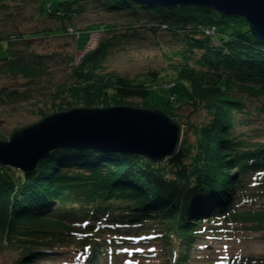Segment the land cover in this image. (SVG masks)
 <instances>
[{"label": "trees", "instance_id": "1", "mask_svg": "<svg viewBox=\"0 0 264 264\" xmlns=\"http://www.w3.org/2000/svg\"><path fill=\"white\" fill-rule=\"evenodd\" d=\"M24 1L0 0V13ZM38 1L41 17L70 19L88 0ZM90 2L137 15L145 11L154 14L155 23L167 24V31L183 40L174 53L179 58L173 56L168 67L174 78L189 85L182 103L203 109L209 120L191 124L193 141L183 138L177 155L160 165L112 152L60 150L29 175L0 167V254L8 250L16 254L10 264H37L47 251L75 243L90 250L88 260H93L92 250L104 244L96 237L132 230L133 234H153V240L168 248L164 264H184L194 240L206 237L217 225L239 224L238 231L260 233L264 238V142L240 139L233 132L235 113L243 109L238 94L264 98V46L247 22L206 8H151L133 0ZM217 25L235 29L216 42L212 37ZM94 26L76 36L68 35L67 27L63 30L80 49ZM204 27L215 30L206 35ZM40 33L52 35L48 30ZM26 38L17 30L0 35V42L8 46L0 58V75L33 80L47 72L43 58L48 55H25L12 48L25 44ZM105 49V44H99L83 54L72 68L70 84L49 94L48 110L35 105L30 113L41 118L74 107L131 105L127 99L140 98L142 103L134 106L160 108L179 122L180 106L170 100L152 103L148 99L157 78L136 82L104 71ZM23 93L3 90L0 103L25 101ZM258 111L264 114V105ZM231 262L264 264V254L259 261L245 257Z\"/></svg>", "mask_w": 264, "mask_h": 264}, {"label": "rangeland", "instance_id": "2", "mask_svg": "<svg viewBox=\"0 0 264 264\" xmlns=\"http://www.w3.org/2000/svg\"><path fill=\"white\" fill-rule=\"evenodd\" d=\"M132 12L134 11L107 10L99 2L91 3L90 0L86 1L83 9L70 19L41 17L38 0H25L20 7H14L11 4L4 12H1L0 35L16 30L27 35L25 44H15L12 48L20 49L25 55H48L43 58L48 70L33 80L25 79L20 75H0V97L3 90L7 92L15 90L21 94L26 92V94L23 93L26 95L25 101L9 99L4 104L0 103V136L6 138L14 127L40 119L37 115H32L29 110L35 105L48 110L51 105L49 94L56 92L58 87L70 84L72 68L78 64L83 54L93 51L99 44H105L104 71L114 72L136 82L141 79L146 81L147 78L149 80L157 78L148 99L156 103L169 100L172 96L174 106H180L177 113L182 126L181 141L186 138L187 142H192L194 136L189 126L207 122L209 115L203 109L196 110L191 104L182 103L186 94L189 93V85L174 78L168 69L173 56L176 59L179 58L174 53L183 45V40L167 31L168 27L164 22L155 23L157 18L154 14L139 12L137 15ZM97 24L104 27L99 28ZM92 25L95 26L89 28L91 32L88 40L80 49L75 47V39L65 35L63 30L70 27L81 32ZM234 29V26L225 28L224 25H217L212 38L218 42L223 33L227 35ZM43 30L51 31L52 35L43 37L40 33ZM7 47L5 41L0 42V58L5 56ZM69 59L71 61L68 63ZM153 72H156L154 76L151 75ZM159 85L161 90L157 91ZM238 97L243 102V109L235 113L234 134L239 135L240 139L253 138L251 140L253 142H264V114L258 111V108L264 105V98L255 99L246 94H238ZM126 101L132 103V106L142 103L140 98H129ZM12 169L17 175H23L22 171ZM247 202V205L250 204L249 201ZM217 226L218 228L208 232L205 238L201 236L194 240L188 249V258L184 264H229L228 260H239L245 257L259 261L264 254L262 234L238 231L237 229L241 227L239 224L229 223ZM125 238L109 233L100 234L96 239L101 243L105 242V246L101 244L97 252L93 253V260L91 258L85 264H164L169 256L168 248L160 240L153 242H157L156 250L154 256H150L148 252H145L146 247H144V253H139L137 248H143L137 245L140 241L134 245L124 244L128 242L127 240L116 242V239ZM109 239H113L112 244L116 242L123 245L116 246L115 243L111 246V250H108L106 244L111 243ZM81 249L86 252L81 253L79 251ZM53 252L47 251V256L37 258V264H82L85 259H88L89 254L87 249L80 248L75 243L62 245L58 250L54 248ZM15 257L16 254L11 250L5 251L0 254V264H10Z\"/></svg>", "mask_w": 264, "mask_h": 264}, {"label": "water", "instance_id": "3", "mask_svg": "<svg viewBox=\"0 0 264 264\" xmlns=\"http://www.w3.org/2000/svg\"><path fill=\"white\" fill-rule=\"evenodd\" d=\"M158 8L196 7L237 15L264 45V0H133ZM160 108L127 105L74 107L14 127L0 138V167L29 175L52 152H113L160 165L177 155L182 128Z\"/></svg>", "mask_w": 264, "mask_h": 264}, {"label": "bare ground", "instance_id": "4", "mask_svg": "<svg viewBox=\"0 0 264 264\" xmlns=\"http://www.w3.org/2000/svg\"><path fill=\"white\" fill-rule=\"evenodd\" d=\"M141 4H144V5H148V4H145V3H141ZM149 7H151V8H153V7H156V6H154V5H148ZM105 9V8H104ZM163 9H167V8H163ZM107 10H110V9H107ZM212 10H214V9H212ZM215 12H217V13H219L218 11H216V10H214ZM144 13H145V11H143ZM103 29V28H102ZM101 30V29H100ZM71 32L73 33V34H79V32L77 31V30H74L73 28H71ZM264 46V45H263ZM98 107H100V106H98Z\"/></svg>", "mask_w": 264, "mask_h": 264}, {"label": "built area", "instance_id": "5", "mask_svg": "<svg viewBox=\"0 0 264 264\" xmlns=\"http://www.w3.org/2000/svg\"><path fill=\"white\" fill-rule=\"evenodd\" d=\"M205 33H206V34H211V33H212V29H206V30H205Z\"/></svg>", "mask_w": 264, "mask_h": 264}]
</instances>
